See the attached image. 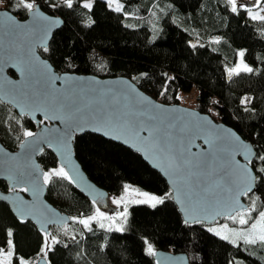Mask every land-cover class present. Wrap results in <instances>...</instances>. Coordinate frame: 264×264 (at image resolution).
<instances>
[{
	"label": "trees",
	"instance_id": "obj_1",
	"mask_svg": "<svg viewBox=\"0 0 264 264\" xmlns=\"http://www.w3.org/2000/svg\"><path fill=\"white\" fill-rule=\"evenodd\" d=\"M86 1L0 0V7L24 18L25 5L38 2L61 16L63 23L48 46L38 48L59 71L128 75L168 103H181L180 93L185 97L195 90L192 107L233 126L255 146L256 187L245 199L255 194L259 209L264 208V161L258 159L264 156V18H252L245 6L233 12L230 0H117L119 8L107 0ZM239 59L246 67L229 70ZM35 127L29 116L0 100V139L7 147L16 148ZM73 150L87 175L108 194L131 185L160 194L163 203H130L121 229L87 226L76 217L90 213L93 200L67 173L52 174L46 198L71 220L68 232L50 227L57 239L45 247L47 264H156L153 253L159 248L185 251L190 264H232L236 257L264 264L245 244L224 239L205 222L185 223L165 178L138 151L91 131L75 133ZM37 159L44 170L58 165L46 146ZM0 186L7 188L3 180ZM44 242V231L30 219L17 218L0 200V248H10V264L21 259L30 264Z\"/></svg>",
	"mask_w": 264,
	"mask_h": 264
},
{
	"label": "water",
	"instance_id": "obj_2",
	"mask_svg": "<svg viewBox=\"0 0 264 264\" xmlns=\"http://www.w3.org/2000/svg\"><path fill=\"white\" fill-rule=\"evenodd\" d=\"M33 5L24 18L0 8V100L9 103L18 114L29 116L36 125L32 131L36 135L24 136L14 149L0 139V180L7 184L6 189L0 186V200L17 218L30 219L44 232L71 220L67 212L46 198L48 183L44 181V169L37 159L44 146L53 151L58 164L64 166L69 179L84 196L96 200L108 195L106 189L87 175L75 156L73 138L75 133L83 131L98 133L138 151L165 178L172 199L188 222L210 223L248 208L245 195L255 189L257 180L252 164L256 148L252 141L233 126L214 119L207 111L153 97L128 75L102 76L55 69L38 48L48 46L54 30L63 20L60 15L45 11L38 2ZM4 13L16 21L14 31L10 30L8 16ZM26 62L36 66L32 76L21 71ZM46 76L59 78L55 87L61 92L72 89L76 94L82 111L67 123L44 120L48 108L40 102V96L47 89ZM145 109L180 118L173 129L174 140L180 143H173L171 147L190 162L185 167L175 169L170 162L172 154L157 150L147 140L146 131L135 136L115 122L127 113L134 114L137 122H141L146 119L140 115ZM206 140L209 143H205ZM233 153L234 159H230ZM21 175L26 177V182L21 181ZM247 185H251V191ZM25 188L28 191H24ZM153 257L156 264H190L185 251L159 248L155 249ZM36 264H47L46 257L39 256Z\"/></svg>",
	"mask_w": 264,
	"mask_h": 264
},
{
	"label": "rangeland",
	"instance_id": "obj_3",
	"mask_svg": "<svg viewBox=\"0 0 264 264\" xmlns=\"http://www.w3.org/2000/svg\"><path fill=\"white\" fill-rule=\"evenodd\" d=\"M92 0H87L86 4L89 5ZM110 6L119 8L120 4L117 0H107ZM32 3V2H30ZM243 3L248 10L249 16L252 18H264V0H236V7ZM4 8V7H0ZM241 57V55H240ZM241 59V58H240ZM238 60L236 64L231 66L229 70H238L245 68L246 65L242 60ZM248 68V66H247ZM180 93V102L185 105L195 106L194 96L196 91L192 90L186 96ZM63 169V171H61ZM57 172H65L64 166L58 164L44 170V181L48 182L49 177ZM47 174V179L45 175ZM156 199H153V198ZM257 196L252 194L248 197V208L239 210L229 216H222L213 222L206 223V227L215 234L229 240L233 243L242 242L247 246L248 251L253 255H258L264 258V217L260 216L264 212V208L258 207ZM161 199V195L155 192L141 190L135 186H125L122 191L115 194H108L106 197H100L93 200V209L90 213L81 214L76 219L80 222L90 226L92 224L102 226L105 228L121 229L126 219L128 205L133 202H146L154 204ZM259 209L256 214L253 211ZM244 220L245 223L240 221ZM68 224L63 226V232H68ZM57 239L55 231L45 232L44 248L30 261V264H36L39 256H45V247L50 246L52 242ZM149 243V242H147ZM261 244V245H260ZM151 246V245H150ZM149 248V245L147 246ZM152 252L154 251L151 246ZM10 248H0V264H10ZM28 262V260H24ZM232 264H249L244 258L236 257Z\"/></svg>",
	"mask_w": 264,
	"mask_h": 264
},
{
	"label": "snow or ice",
	"instance_id": "obj_4",
	"mask_svg": "<svg viewBox=\"0 0 264 264\" xmlns=\"http://www.w3.org/2000/svg\"><path fill=\"white\" fill-rule=\"evenodd\" d=\"M232 4V11L237 12L236 0H230ZM69 5L71 4V0H68ZM27 9H32L34 5L32 3H27L25 5ZM241 8H244V4H240ZM5 16H8L9 27L10 30H15L14 25L16 21L14 18L8 15V13H4ZM47 50V49H45ZM241 56L244 55L243 52L240 53ZM248 72H251V68L245 69ZM22 72L27 73L28 76H32L36 72V66L31 62H26L24 67L21 69ZM58 77L46 76L44 82L47 84V89L40 96V102L44 106L48 108V111L44 112V120H62L67 123L72 120L77 113H80L82 109L79 107L76 99V94L72 89H65L64 92H61L59 89L55 87L56 80ZM35 103V101H33ZM39 107V104H37ZM51 113V114H50ZM60 113H63L61 115ZM141 117H146V119H142L141 122H137L136 117L132 113L122 114L115 122L123 129L127 131H131L133 135L140 136L141 132H147L148 137L147 140L151 141L152 144L156 147L157 150H163L170 152L171 158L170 162L172 166L179 170L185 167L190 162L182 157L179 151L173 152L171 145L173 143L179 145V141L174 140L173 129H175L177 125V121L180 119L179 117H170L168 115L162 113H152L148 110H142L140 113ZM44 121H40L43 123ZM58 131V130H57ZM27 137H34L36 134L33 132H25L24 134ZM141 139H144L141 137ZM205 143H209V141H205ZM247 155V153H244ZM234 155L230 154V159H234ZM259 160L264 161V156L258 157ZM63 171V169H61ZM261 172H264V169H261ZM59 174V173H58ZM66 174V173H65ZM21 181L26 182V177L21 175ZM45 179H47V174L45 175ZM248 191H251V185H247ZM24 191H28L27 188ZM246 194V193H245ZM153 199H156L155 197ZM160 203H163V200H159ZM261 217H264V212L260 213ZM242 224L245 223L244 220L240 221ZM185 223H188V220H185ZM11 233H9L10 235ZM9 243H11L9 241ZM148 251L151 253L152 248L149 245ZM19 264H25V262L21 259Z\"/></svg>",
	"mask_w": 264,
	"mask_h": 264
}]
</instances>
